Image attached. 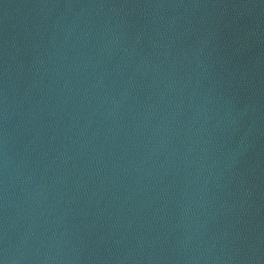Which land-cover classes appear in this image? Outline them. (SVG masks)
<instances>
[{
  "label": "water",
  "instance_id": "95a60500",
  "mask_svg": "<svg viewBox=\"0 0 264 264\" xmlns=\"http://www.w3.org/2000/svg\"><path fill=\"white\" fill-rule=\"evenodd\" d=\"M0 264H264V0H0Z\"/></svg>",
  "mask_w": 264,
  "mask_h": 264
}]
</instances>
